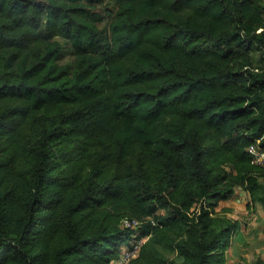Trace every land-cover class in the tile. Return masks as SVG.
I'll list each match as a JSON object with an SVG mask.
<instances>
[{"label": "trees", "instance_id": "obj_1", "mask_svg": "<svg viewBox=\"0 0 264 264\" xmlns=\"http://www.w3.org/2000/svg\"><path fill=\"white\" fill-rule=\"evenodd\" d=\"M104 1L0 0V264H115L149 216L123 264H226L219 202L264 205V0H118L108 30Z\"/></svg>", "mask_w": 264, "mask_h": 264}, {"label": "rangeland", "instance_id": "obj_2", "mask_svg": "<svg viewBox=\"0 0 264 264\" xmlns=\"http://www.w3.org/2000/svg\"><path fill=\"white\" fill-rule=\"evenodd\" d=\"M96 10L105 15V20L101 23V27L109 29V24L113 19V15L117 10L118 0H105L99 3ZM255 59L261 65L260 54H255ZM264 181V178H261ZM216 210L225 212L236 218L241 225L250 227V233L258 235L261 239L256 245L246 244L238 258L233 261V264H264V205L259 201H253L250 193L241 187H237L233 196L227 201H220ZM164 212V210H161ZM257 238V237H256ZM227 262L232 260L230 249L227 251ZM254 253V256L252 255ZM242 261H245L242 263ZM229 264V263H228Z\"/></svg>", "mask_w": 264, "mask_h": 264}, {"label": "built area", "instance_id": "obj_3", "mask_svg": "<svg viewBox=\"0 0 264 264\" xmlns=\"http://www.w3.org/2000/svg\"><path fill=\"white\" fill-rule=\"evenodd\" d=\"M248 151L252 155L254 163L264 166V150L261 147L253 143L249 146ZM148 220H152V218L150 216L142 219L138 217H125L122 220V227L132 229L134 233L129 244L123 245L121 254L115 261V264H123L138 255L145 238L139 239L137 235L142 224Z\"/></svg>", "mask_w": 264, "mask_h": 264}, {"label": "crops", "instance_id": "obj_4", "mask_svg": "<svg viewBox=\"0 0 264 264\" xmlns=\"http://www.w3.org/2000/svg\"><path fill=\"white\" fill-rule=\"evenodd\" d=\"M223 202H225V201H223ZM219 204H221V203H219ZM259 236H260L259 233H258V235H256V234L253 235L252 233H250V227L247 228L246 226H243V225H241V223H239L238 231L233 236L231 244L228 247V249H230V253H231V257H232V260H230L228 263L233 264V261L236 258H238L239 255L241 254V250H243L244 245L251 244L253 246V245H256L257 243H259V241L261 240L259 238ZM228 249H227V251H228ZM227 251H226V257L228 256ZM252 255L254 256V253H252ZM226 262H227V260H226ZM243 262H245V261H242V263ZM228 263H226V264H228ZM243 264H246V263H243Z\"/></svg>", "mask_w": 264, "mask_h": 264}]
</instances>
